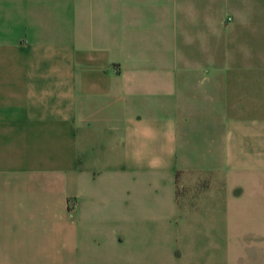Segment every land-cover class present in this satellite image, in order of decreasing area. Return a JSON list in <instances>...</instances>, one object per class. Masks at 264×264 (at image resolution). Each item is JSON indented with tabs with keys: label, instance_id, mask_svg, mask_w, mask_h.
<instances>
[{
	"label": "crops",
	"instance_id": "obj_1",
	"mask_svg": "<svg viewBox=\"0 0 264 264\" xmlns=\"http://www.w3.org/2000/svg\"><path fill=\"white\" fill-rule=\"evenodd\" d=\"M0 264H264V0H0Z\"/></svg>",
	"mask_w": 264,
	"mask_h": 264
}]
</instances>
